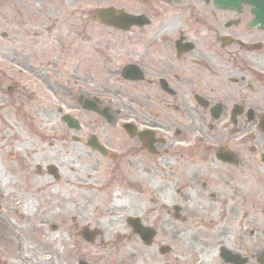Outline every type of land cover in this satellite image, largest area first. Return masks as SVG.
<instances>
[{"label": "flooded vegetation", "instance_id": "1", "mask_svg": "<svg viewBox=\"0 0 264 264\" xmlns=\"http://www.w3.org/2000/svg\"><path fill=\"white\" fill-rule=\"evenodd\" d=\"M96 174L149 203L152 216L123 215L118 243L152 231L169 264L181 242L216 244V264H264V18L251 4L0 0V264H121L102 226L118 192L102 222L78 206ZM61 228L72 243L43 239Z\"/></svg>", "mask_w": 264, "mask_h": 264}, {"label": "rangeland", "instance_id": "2", "mask_svg": "<svg viewBox=\"0 0 264 264\" xmlns=\"http://www.w3.org/2000/svg\"><path fill=\"white\" fill-rule=\"evenodd\" d=\"M3 29L5 26H1ZM5 116V115H4ZM13 116H5V119L8 120L10 124H13V120H11ZM113 126V124H112ZM111 125H105L104 128L107 130L112 129ZM63 175L67 179H72V176L67 175L63 172ZM104 178V177H103ZM103 178L99 176H95L94 182L89 180H84V185L89 186V188H83L80 190V187H77L76 191L78 194L87 195L84 200H78L79 208L84 210L82 213L87 215V221L95 222V218L98 221L102 222L101 217H97L98 215L104 214V210L107 209L106 206L108 203L115 202V195H112L111 191L118 192V198L120 202L118 206L114 210L115 218H111L108 216V219L102 223V226L105 230V237L107 240H110V244H114L113 246L118 247L121 246V264H169L174 260L173 254L170 256L169 254L162 255L159 254L158 248L156 245L152 246H144L143 244H137L133 242H127L126 240L118 243L117 239L113 236L114 233L118 230H122L123 226V215L127 214H141V215H150L147 213V209L149 207V203L145 199L143 204L139 203L137 197L131 190H127L126 192L121 189V184L116 180L110 179L106 184V182L102 181ZM64 181V180H63ZM65 183V182H64ZM106 184V185H105ZM65 185V184H64ZM109 186L110 192L106 193V188ZM61 187V186H60ZM99 188V189H98ZM122 192V193H121ZM123 194V195H121ZM122 198V199H121ZM123 200L124 202H122ZM118 215V216H117ZM152 216V215H150ZM44 238L45 240H52L56 238V244H63L64 242H71L69 239V233H67L64 229H60V231L51 233L44 229ZM30 237V236H29ZM41 240V236L39 238H35ZM61 240V243H57L58 240ZM125 244V245H124ZM90 249V248H89ZM216 244H189V243H179L175 244V261L181 264H198L199 261L197 258L204 259V264H212L215 261L216 256ZM91 250V249H90ZM102 253L101 256H108L106 250L97 249L96 252ZM197 255V256H196ZM108 257L103 259V261H107ZM124 260V262H123Z\"/></svg>", "mask_w": 264, "mask_h": 264}, {"label": "water", "instance_id": "3", "mask_svg": "<svg viewBox=\"0 0 264 264\" xmlns=\"http://www.w3.org/2000/svg\"><path fill=\"white\" fill-rule=\"evenodd\" d=\"M219 1H221L222 3H223V5H227V6H229L231 3H233V2H238L237 4H238V7H239V3L240 2H242V1H245V2H249V1H251V0H219ZM260 1H264V0H260ZM264 4V3H263ZM264 9V5H261V3H260V7L257 9V15H259V12L261 11V10H263ZM262 15V14H261Z\"/></svg>", "mask_w": 264, "mask_h": 264}, {"label": "bare ground", "instance_id": "4", "mask_svg": "<svg viewBox=\"0 0 264 264\" xmlns=\"http://www.w3.org/2000/svg\"><path fill=\"white\" fill-rule=\"evenodd\" d=\"M198 264H204V262L202 260L201 261L199 260V263Z\"/></svg>", "mask_w": 264, "mask_h": 264}]
</instances>
